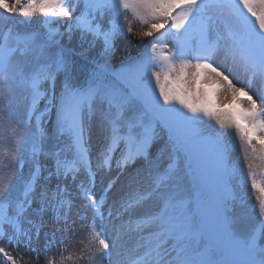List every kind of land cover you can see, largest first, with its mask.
<instances>
[{
	"label": "snow or ice",
	"instance_id": "6c2138e0",
	"mask_svg": "<svg viewBox=\"0 0 264 264\" xmlns=\"http://www.w3.org/2000/svg\"><path fill=\"white\" fill-rule=\"evenodd\" d=\"M13 17L46 31L0 33V264H264V0H0ZM134 22L143 51L110 72ZM73 32L102 42L83 79Z\"/></svg>",
	"mask_w": 264,
	"mask_h": 264
},
{
	"label": "rangeland",
	"instance_id": "374dc122",
	"mask_svg": "<svg viewBox=\"0 0 264 264\" xmlns=\"http://www.w3.org/2000/svg\"><path fill=\"white\" fill-rule=\"evenodd\" d=\"M12 19L13 18H10L11 21H12ZM12 22H16L15 19ZM8 27H12V26L9 23L5 24V22L2 19H0V33H2L3 31H6ZM27 30H28V28H27ZM141 30H142V28L139 25V23L134 22L133 23V33L134 34L125 35L123 37H118L116 39L115 51L112 54V56L109 58L108 68L113 69L114 67H116L118 65H122L123 63H125L129 59L135 57L136 55H139L143 51V44L141 43L139 36L135 34V33H139ZM61 31H64V29L61 28ZM39 32H41V31H39ZM41 33H43V32H41ZM89 40H82L79 33L73 32L71 34V36H69L67 33H65L61 39V43H63V45L72 44L75 48L79 49L83 53V55H89V56L94 55V56L99 57V59H100L101 52H102V48H101L102 46L100 45V42L89 43ZM252 91H253V93H255L256 89L253 88ZM58 93H59V90L57 87V94ZM38 107L40 109H43L44 102L41 105H39ZM54 120H55V111H53L51 113L50 117L48 118V122L44 124V128H45L46 132L48 133L49 137H51L52 133H53V123L52 122ZM228 135L233 140V142L236 144V147L238 150L239 149V141L235 139L234 133L229 132ZM160 136H161V138L156 140L154 145H153V148L151 150V154L149 157L150 160H157V157H158V154L160 153V150L162 148H164V146H165V140L161 134H160ZM54 143H57V142L53 139H49L46 143V148L51 147L52 144H54ZM90 143H91V149H92L93 156H95L97 150L100 148V136H99L95 126H93ZM236 155H237V153H233L232 154L233 158H236ZM240 161H241V164H243V157L242 156L240 157ZM40 163L43 166H45L44 175H47V171L49 169H51V167H52V161L50 159H46L44 157H41ZM144 163H145L144 161L140 162L137 165L131 167L126 173H124V175L120 178L121 182L117 183L116 186L113 188V192H118L120 190L122 183H123L124 179L126 178V176L129 173L134 172L136 169L140 168ZM166 163H167V153H164L162 156H160V158L158 160V164L161 168H163L166 165ZM28 170H29V166L26 164L24 169H23V172L25 175H27ZM113 175H115V173H113ZM42 183H43V181H42ZM57 183H58V181L56 180L55 177H53L48 182L49 189L54 188ZM68 183L70 184L69 190L72 192H75V187L71 186L70 181ZM98 185H99V177H98ZM241 194L245 196L249 205H252L255 203V195L251 192L250 188H245ZM77 205L79 206V201H77ZM33 207H36V205L34 204ZM47 218L48 217L46 216L45 219H47ZM44 242H45V238H44L43 232H41L40 240L38 243L42 246L44 244ZM78 243H79L78 239L73 241L74 245H76ZM0 246H2V245H0ZM12 254L17 255L16 252H13ZM2 259L3 258L0 257V260H2Z\"/></svg>",
	"mask_w": 264,
	"mask_h": 264
},
{
	"label": "trees",
	"instance_id": "16d2710c",
	"mask_svg": "<svg viewBox=\"0 0 264 264\" xmlns=\"http://www.w3.org/2000/svg\"><path fill=\"white\" fill-rule=\"evenodd\" d=\"M15 18V21L19 24V25H23V26H25V27H27V28H30V29H32V31H41V32H45V30L46 29H44L42 26H41V24H40V20H42L43 18H34L33 19V22H31V23H24L23 22V18L22 17H14ZM17 27V26H16ZM18 28V27H17ZM78 33V32H77ZM80 34V33H79ZM89 39H91V38H89ZM62 45H63V43H61ZM100 45L102 46V42H100ZM63 46H66V47H68V48H70L71 50H73L74 52H76V53H78V54H81V57L83 58V59H85V60H87L86 62H84V64L85 63H87V65H94L93 63H92V61H98L99 63H103V60L101 59V57H100V59H99V57H97V56H94V55H92V56H89V55H83V53L79 50V49H77V48H75L72 44H65V45H63ZM100 46V47H101ZM102 48V47H101ZM83 62V61H82ZM108 69H111V68H108ZM88 72V69H86V70H84L83 71V74L81 73L80 75H79V78H82V76L84 77V75L86 74Z\"/></svg>",
	"mask_w": 264,
	"mask_h": 264
},
{
	"label": "bare ground",
	"instance_id": "6f19581e",
	"mask_svg": "<svg viewBox=\"0 0 264 264\" xmlns=\"http://www.w3.org/2000/svg\"><path fill=\"white\" fill-rule=\"evenodd\" d=\"M20 250V249H19ZM21 253H24V252H22V251H20Z\"/></svg>",
	"mask_w": 264,
	"mask_h": 264
}]
</instances>
